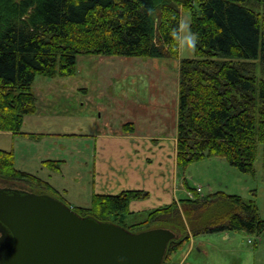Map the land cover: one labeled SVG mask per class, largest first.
<instances>
[{
	"label": "trees",
	"instance_id": "obj_1",
	"mask_svg": "<svg viewBox=\"0 0 264 264\" xmlns=\"http://www.w3.org/2000/svg\"><path fill=\"white\" fill-rule=\"evenodd\" d=\"M183 12L196 36L194 56L179 61L175 161L183 184L196 191L184 172L212 156L254 175L264 145V78L254 72L255 61L264 65V0H0V132L22 133L24 117L37 109L36 75L72 76L77 55L178 57ZM43 162L60 170V161ZM0 181L71 205L47 180L16 168L11 149L0 148ZM194 191L150 209L138 223L125 220L130 201L148 196L142 189L94 193L89 206L72 208L131 231L170 228L176 236L162 264L200 234L264 231L253 199Z\"/></svg>",
	"mask_w": 264,
	"mask_h": 264
},
{
	"label": "rangeland",
	"instance_id": "obj_2",
	"mask_svg": "<svg viewBox=\"0 0 264 264\" xmlns=\"http://www.w3.org/2000/svg\"><path fill=\"white\" fill-rule=\"evenodd\" d=\"M190 36L189 12H183L178 57L77 55L76 73L72 76L48 78L36 75L32 91L36 96V107L40 115L35 113L34 116H28V120H24L22 129L34 132L37 137L29 138L33 144L28 152L24 150L26 148L22 149L27 155V160L18 154V149L15 151L16 168L29 170L28 172L32 173H38L40 169L43 171L47 166L40 161V157L38 160L32 155L36 146L46 145L52 139L50 134L43 132L94 133L99 128V121L104 118L105 109L101 115L99 112V110L102 112V106L106 109L107 106L112 107L106 110L105 114L110 111L113 122L120 120L125 121V124H133V119H136L139 128L145 134L153 131L155 135L157 132L167 133L166 136L169 137L173 134L175 136L179 61L181 58L194 56ZM263 71L264 65L261 61H255L254 72L257 77L264 78ZM141 106L144 108L141 109ZM21 138L24 141L23 138L28 137ZM81 139L80 135H64L58 140H64V144L73 146L81 145ZM156 145L158 142L151 141L144 148L149 147V152H154L153 148ZM168 146H171L170 141ZM84 155L88 154L83 153L81 157ZM75 159L74 155H71L69 162L63 166L65 174L68 175L62 178V182H66L61 195L72 202L71 204L68 201L72 207H86L90 205L94 192L93 175L85 168L78 169V173L73 174L75 168H83L80 160L74 162ZM69 164L73 165L69 166ZM254 167L255 174L251 175L232 166L224 158L212 156L190 163L184 175L189 186L200 187V192L198 188V192L197 189L191 191L201 195L220 190L229 194H238L245 200L253 199L260 217L264 219V145L262 144L258 147ZM179 182L178 179L176 199L184 198L188 189L184 193ZM5 184L10 182L0 181L1 186ZM143 200L152 201V198L146 196L132 199L130 204L133 201ZM139 209L138 212L127 215L125 221L138 223L145 219L149 210L145 206ZM191 244L195 245V248L185 255ZM188 247L178 252L167 264H178L180 260L181 264H246V262L264 264V231L259 235L241 231L200 234L191 239Z\"/></svg>",
	"mask_w": 264,
	"mask_h": 264
},
{
	"label": "water",
	"instance_id": "obj_3",
	"mask_svg": "<svg viewBox=\"0 0 264 264\" xmlns=\"http://www.w3.org/2000/svg\"><path fill=\"white\" fill-rule=\"evenodd\" d=\"M175 232L131 231L45 192L0 186V264H162Z\"/></svg>",
	"mask_w": 264,
	"mask_h": 264
},
{
	"label": "crops",
	"instance_id": "obj_4",
	"mask_svg": "<svg viewBox=\"0 0 264 264\" xmlns=\"http://www.w3.org/2000/svg\"><path fill=\"white\" fill-rule=\"evenodd\" d=\"M112 104L113 103H111V105ZM143 108L144 107L141 106V109ZM103 109H105L104 111L106 113V110H110L112 107L107 106L106 109L102 106V112L98 109L100 115L104 113ZM35 113L40 115V112L36 109L34 113L26 115L24 120H28L27 117H30V115L34 116ZM105 113L104 118L99 121V128L96 129L94 133L79 134L76 132H67L68 134H65L64 132L58 131L43 132L47 135L50 134L52 139L49 140L46 145L42 144L36 146L35 153H32V155L35 158L37 157L38 160L40 157L41 162L47 159L60 161V170L53 171L47 167L45 168L46 170L44 169L42 171V169H40V172L37 173L35 171L36 173L34 174L47 180L61 194V190L65 187L66 182H62V178L68 175V173L65 174V168L63 169V166L69 162L71 155H74L76 158L74 162L80 160L83 168H75L76 171L73 172V174L78 173V169L83 170L84 168L92 173L93 194H115L127 189H142L148 192V197H151L152 201L144 202L143 200L133 201L131 204L129 203L131 214L138 212L141 206H145V208L150 210L176 200V183L178 179L180 180L179 185L182 186L184 193L186 192V188L182 182L183 176L180 175L175 161L176 133L175 136L173 134L172 137L166 136L167 133L158 134L156 132L155 135L153 131H151L150 134H145L139 128L136 119L132 121V123L134 122L132 131L125 130V121L117 120L113 122V116L110 111L108 114ZM22 131V133L18 134L0 132V148L11 149L14 153V161H16L15 151H17V149L18 154L24 156L27 160V155L22 149L26 148L24 150L28 152L30 146L33 144L30 142V139L37 137L36 135L29 136L23 134L34 132L25 131L23 129ZM64 135H80L82 137L80 141L81 145L74 144L71 146L70 144H64V140H58ZM22 136L28 137L23 138L25 142L22 140ZM151 141L158 142V145L153 148L154 152H149V147L144 148L148 146V143H151ZM169 141L171 142L170 147L168 146ZM83 153H87L88 155L81 157ZM70 165L73 164H69V166ZM70 203L72 204V202ZM148 204H155L156 206H146ZM194 248L195 245L191 244L187 248L188 251L185 255L193 251ZM198 249L200 250V248ZM181 263L180 260L178 264ZM246 264L254 263L246 262Z\"/></svg>",
	"mask_w": 264,
	"mask_h": 264
},
{
	"label": "clouds",
	"instance_id": "obj_5",
	"mask_svg": "<svg viewBox=\"0 0 264 264\" xmlns=\"http://www.w3.org/2000/svg\"><path fill=\"white\" fill-rule=\"evenodd\" d=\"M190 40H191V44H192V46L195 47V44H196V36H195L194 33L191 34V36H190Z\"/></svg>",
	"mask_w": 264,
	"mask_h": 264
}]
</instances>
